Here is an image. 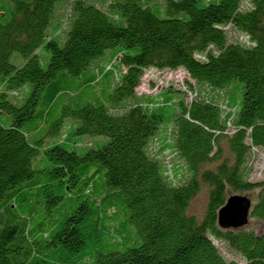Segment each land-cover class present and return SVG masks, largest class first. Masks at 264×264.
Here are the masks:
<instances>
[{
	"label": "trees",
	"instance_id": "trees-1",
	"mask_svg": "<svg viewBox=\"0 0 264 264\" xmlns=\"http://www.w3.org/2000/svg\"><path fill=\"white\" fill-rule=\"evenodd\" d=\"M151 68L183 69L181 87L161 90L156 78L140 92ZM88 88L91 101L52 118ZM67 116L78 124L63 133ZM45 126L54 141L32 138ZM255 150L264 0H0V264H240L215 241L264 264V179L251 181L247 165ZM200 181L210 187L202 218L188 213ZM229 191L255 192L261 230L218 226Z\"/></svg>",
	"mask_w": 264,
	"mask_h": 264
},
{
	"label": "rangeland",
	"instance_id": "rangeland-1",
	"mask_svg": "<svg viewBox=\"0 0 264 264\" xmlns=\"http://www.w3.org/2000/svg\"><path fill=\"white\" fill-rule=\"evenodd\" d=\"M231 32L234 33L233 30ZM237 36H238L237 38L239 39L240 36L239 35H237ZM22 60H23V58L18 52H14L13 55L11 56V61H13L16 64H20V62ZM46 61H47V57L42 58L41 59L42 65L45 66ZM183 77H185V72L181 68L176 69V70L163 69V70H158V71L151 68L145 72V74L142 78L143 82H142L141 86L139 87V91L140 92L142 90L151 91L153 86L156 85V81H158V80H156V78L163 79L164 83H165V81L167 82L163 85V88H161V90H165L167 87H169V86H167L168 83L173 81L174 85L172 84V90L177 91L179 89V87H181V85L180 86H177V85L179 83H181V79H183ZM189 83L192 84L191 86L194 85V81H190ZM234 85H236V86L234 87ZM240 85L241 84L238 81L233 82L229 92H231L232 94L237 96L238 93H240V89H238V86L240 87ZM196 86H197V84L194 85V87H193L194 90L197 89ZM24 87H25L26 91H28L31 87V84L27 83ZM103 88H104V86H103ZM234 88H235V90H234ZM159 89L160 88H158L157 90H152V91L155 92V91H158ZM104 93H107L106 89H105ZM93 98H94V94L92 93L91 89L88 88V89L84 90V92L81 93L79 96L77 95L75 97H72L71 99H61L57 103V107H56V110L54 111V113L52 115V118L55 119L58 116H60V114L63 111L64 105L75 107L77 105L91 101V99H93ZM186 100H188V96H187ZM63 120H64V125L62 127L63 133L66 132L70 126H72V125L74 126V125L78 124L77 119H74V118L69 117V116L63 118ZM47 130H48L47 126L43 127L38 133H36L34 135V137L32 136V138H39V137L44 135V141L43 142L44 143L50 142V140L52 139V135H49L47 133ZM52 141H54V140L52 139ZM160 144H161V142L158 139L156 141H153L150 145V153H152V154L156 153L158 146ZM221 145H222L223 150H224V155L228 159H232V156L230 155L231 153L229 152V149L225 143V140H222ZM248 156H249V159H248L249 162L247 165L251 168L249 179L251 181L263 180L264 179V151H262V150L256 151L255 150L254 152H249ZM169 159H170V162L172 163L173 167L180 169V171L182 172L178 178L174 177V180H176V182L179 184L185 182L187 176L183 171V169H184L183 161L178 157V155L176 153H172V155H170ZM204 168H215V164L214 163H206L204 165ZM209 192H210V187L208 185H206L205 183H203L202 181H200V189L194 195V197L191 199V201L189 203V206H188V213L189 214L195 215L198 218L203 217L204 212H205L206 207H207ZM229 193L231 194V192L230 191L228 192V196H229ZM254 193L255 192L237 193V194L246 195L247 197H249L251 199V202L253 204L254 198H255ZM244 225L248 226L249 228L253 227L256 231L261 230L263 227V224L261 222L255 220L253 218H250V217L248 219V222ZM215 243L218 245L219 248L222 249L223 255H225L226 257H229V258L240 260V264L244 263L242 261V259H240L238 257L237 254L227 250L228 248L226 246V243H223L221 241L220 242L215 241Z\"/></svg>",
	"mask_w": 264,
	"mask_h": 264
},
{
	"label": "water",
	"instance_id": "water-1",
	"mask_svg": "<svg viewBox=\"0 0 264 264\" xmlns=\"http://www.w3.org/2000/svg\"><path fill=\"white\" fill-rule=\"evenodd\" d=\"M252 202L242 194H230L217 213V224L221 228H237L248 222Z\"/></svg>",
	"mask_w": 264,
	"mask_h": 264
}]
</instances>
